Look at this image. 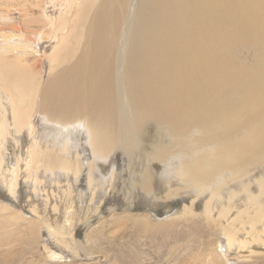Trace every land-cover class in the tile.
Masks as SVG:
<instances>
[{"label": "bare ground", "instance_id": "bare-ground-1", "mask_svg": "<svg viewBox=\"0 0 264 264\" xmlns=\"http://www.w3.org/2000/svg\"><path fill=\"white\" fill-rule=\"evenodd\" d=\"M241 262L264 264V0H0V264Z\"/></svg>", "mask_w": 264, "mask_h": 264}, {"label": "rangeland", "instance_id": "rangeland-1", "mask_svg": "<svg viewBox=\"0 0 264 264\" xmlns=\"http://www.w3.org/2000/svg\"><path fill=\"white\" fill-rule=\"evenodd\" d=\"M18 2L19 1H21V0H17ZM22 2H24V0H22ZM25 3H28V2H25ZM33 25H36V24H33ZM124 158V159H123ZM123 161V162H122ZM133 161L131 160V162L129 163V162H127V157H124L123 155H120L118 158H117V155H112L111 157H110V160H109V165H108V162H102V163H100V169H101V172H102V175L104 176V178L105 179H108V177L110 176V170L113 168V166L115 165H117V164H120V165H118V166H120V168L122 167V169H123V167H124V170H121V172H119V174H121V183H120V181L118 180V183L120 184V185H122L123 184V190H122V192H121V195H127V196H133L132 198L134 199V200H136V202H138V201H140V202H138V203H146V201L144 200V194L140 191V193H139V189H137V187L136 188H132V187H130V182H131V180H134L135 178V181H137V179L139 178V176L141 175V173H142V168H143V166H142V164H141V162L139 163L138 161H136V160H134V163L135 164H133L132 163ZM121 163H123L122 164V166H121ZM102 165V166H101ZM125 165V166H124ZM130 166V167H129ZM137 166H138V168H137ZM140 166V167H139ZM132 167V168H131ZM161 168V166H159L158 164L156 165V168ZM140 168V169H139ZM132 169V170H131ZM129 170V171H128ZM125 171V172H124ZM127 171V172H126ZM129 172V173H128ZM129 178H131V180L129 181L128 180V182H127V179H129ZM134 178V179H133ZM123 181V182H122ZM119 185V186H120ZM128 188V189H127ZM127 190V191H126ZM118 192V193H117ZM117 192H116V194L114 195L115 197L116 196H119V189L117 190ZM162 193H165L164 192V190H162L161 191ZM123 193V194H122ZM126 193V194H125ZM131 193V194H130ZM140 196V197H139ZM137 198V199H136ZM101 200V199H100ZM138 200V201H137ZM97 204H99V201H98V203ZM141 204V205H142ZM143 208H148V205H144L143 206ZM87 209V210H86ZM91 207H88V208H84L82 211H80V214H83V215H85L86 213H91ZM149 209V208H148ZM85 210V211H84ZM141 211V210H140ZM143 211V210H142ZM141 211V212H142ZM85 212V213H84ZM118 213H119V211H117ZM132 212H136V211H132ZM137 212H139V211H137ZM90 215V214H89ZM150 215V219H153V221L155 220V221H161V220H163L166 216H163V215H158V214H156L155 212L154 213H152V215H151V213L149 214ZM155 215V216H154ZM110 256H111V259L113 260L114 258H117V256H115L112 252H110ZM237 263V262H236ZM238 264H243L242 262L241 263H238ZM257 264H263L262 262H258Z\"/></svg>", "mask_w": 264, "mask_h": 264}]
</instances>
